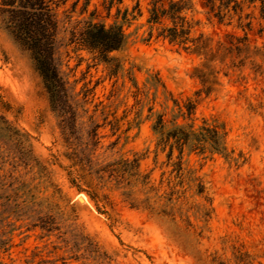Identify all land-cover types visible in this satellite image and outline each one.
I'll return each mask as SVG.
<instances>
[{"label": "rangeland", "instance_id": "374dc122", "mask_svg": "<svg viewBox=\"0 0 264 264\" xmlns=\"http://www.w3.org/2000/svg\"><path fill=\"white\" fill-rule=\"evenodd\" d=\"M191 2L194 36L203 34L215 47L227 34L243 35L218 24L201 0ZM149 3L59 5L54 64L71 98L69 131L30 53L0 17V94L15 110L0 121V264H264V81L248 76L245 85L222 77L220 89L200 92L195 68L203 60L157 37L158 27L147 23ZM91 15L125 31L122 48L107 62L69 44L74 23ZM247 35L252 45L264 44L257 13ZM154 77L165 89L155 93ZM186 100L197 102L195 129L203 120L225 127L228 150L243 155L236 165L187 146L178 172V150L169 158L168 147H157L156 115L168 129L175 118L190 124L173 104ZM72 152L91 161L106 208L70 183ZM134 159L138 172L124 165ZM112 169L117 173L110 176ZM147 176L152 190L141 186Z\"/></svg>", "mask_w": 264, "mask_h": 264}, {"label": "trees", "instance_id": "16d2710c", "mask_svg": "<svg viewBox=\"0 0 264 264\" xmlns=\"http://www.w3.org/2000/svg\"><path fill=\"white\" fill-rule=\"evenodd\" d=\"M108 1L111 8L114 2L121 4L123 0ZM65 2L66 0H0V17L15 43L30 53L35 69L42 79L49 103L52 109L59 113L62 129L69 131V122L74 119V115L66 109L72 108L71 98L67 82L54 64L58 28L57 10L59 5ZM201 2L207 14L216 19L218 24L232 26L241 30L243 35L227 34L215 47L203 34L194 36L195 23L188 16V12L192 10L191 0H150L147 23L152 27H158V38L167 41L178 50L203 60L201 65L195 68V72L202 86L200 92L206 95L217 88L220 89L222 77L228 80L234 77V83L244 81L245 85L248 76H252L254 81L257 79L264 81V44L252 45L247 35L256 13L260 20H264V0H201ZM136 8L140 15L139 2ZM125 39L122 26L116 24L106 26L94 21L93 15L89 20L75 22L69 32L70 45L78 51L84 50L97 56L103 62L108 61L110 53L122 48ZM216 55L218 61L214 60ZM216 62L218 71L212 64ZM209 63L214 66L211 67ZM151 83L155 93L158 87L165 89L156 77ZM173 104L178 108V117L191 123L181 125L175 118L169 122L170 129H168L163 115H156L152 129L158 134L157 147L169 148V158L172 157L173 149L178 150L179 160L175 163L178 172L181 171L183 150L187 146L201 154L209 149L211 154H219L235 165L243 157L242 153L234 157V150H228V133L222 124L215 120L210 123L203 120L201 127L194 128L196 101L186 100L182 104L173 101ZM14 111L12 104L0 94V113L3 115L0 116V121L6 123L5 114ZM148 112L149 117L153 115V106L148 108ZM68 160L70 164L67 173L72 186L86 193L96 204L106 208L92 177L91 161L85 157L80 158L75 152L71 153ZM124 165L134 169L135 172L140 168L139 159L124 161ZM99 171L108 172L104 169ZM114 173L117 172L112 169L110 176ZM195 181H197L196 193L204 194L205 187L202 181L199 178ZM141 183L143 188L152 190L148 176L143 177ZM170 190L168 201H171L173 195V188Z\"/></svg>", "mask_w": 264, "mask_h": 264}]
</instances>
